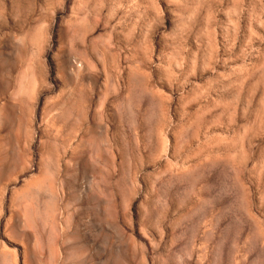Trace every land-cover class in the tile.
I'll list each match as a JSON object with an SVG mask.
<instances>
[{"label": "rangeland", "instance_id": "1", "mask_svg": "<svg viewBox=\"0 0 264 264\" xmlns=\"http://www.w3.org/2000/svg\"><path fill=\"white\" fill-rule=\"evenodd\" d=\"M0 264H264V0H0Z\"/></svg>", "mask_w": 264, "mask_h": 264}]
</instances>
